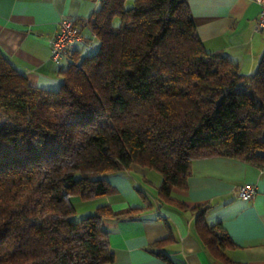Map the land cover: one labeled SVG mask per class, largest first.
Returning a JSON list of instances; mask_svg holds the SVG:
<instances>
[{"label": "trees", "instance_id": "obj_1", "mask_svg": "<svg viewBox=\"0 0 264 264\" xmlns=\"http://www.w3.org/2000/svg\"><path fill=\"white\" fill-rule=\"evenodd\" d=\"M187 1L101 0L86 22L97 48L71 55L56 91L31 86L0 52V264H112L102 222L138 210L101 206L75 221L70 198L108 195L106 178L131 165L159 173L170 203L195 158L264 162V54L243 75L207 53ZM193 210L219 258L232 241L205 226L207 207Z\"/></svg>", "mask_w": 264, "mask_h": 264}, {"label": "crops", "instance_id": "obj_2", "mask_svg": "<svg viewBox=\"0 0 264 264\" xmlns=\"http://www.w3.org/2000/svg\"><path fill=\"white\" fill-rule=\"evenodd\" d=\"M134 1L125 0L126 7ZM100 4L101 0H0V52L31 86L56 91L71 55L95 52L97 40L85 23ZM187 4L204 50L222 54L241 74H252L264 54V33L254 31L260 7L252 0H188ZM61 17L77 22L81 41L53 63L49 40ZM106 181L108 195L91 201L71 197L70 202L76 216L101 206L113 212L138 210L121 220L102 222L112 264H264V162L222 155L195 158L185 188H173L170 203L158 196L161 176L154 170L131 165ZM244 185L256 188L253 200L237 197L238 187ZM203 206L207 207L205 226L221 225L234 245L219 258L202 244L196 231L193 209ZM168 237L163 246L151 248Z\"/></svg>", "mask_w": 264, "mask_h": 264}, {"label": "built area", "instance_id": "obj_3", "mask_svg": "<svg viewBox=\"0 0 264 264\" xmlns=\"http://www.w3.org/2000/svg\"><path fill=\"white\" fill-rule=\"evenodd\" d=\"M252 1L260 7L254 23V31L256 33H264V0ZM92 36L95 38L93 34ZM79 41H81V35L77 22L73 19L61 17L57 23L55 35L49 40L50 60L53 63H59L62 56L71 50ZM256 194V188L250 185L240 186L236 191L239 199L248 201L253 200Z\"/></svg>", "mask_w": 264, "mask_h": 264}, {"label": "rangeland", "instance_id": "obj_4", "mask_svg": "<svg viewBox=\"0 0 264 264\" xmlns=\"http://www.w3.org/2000/svg\"><path fill=\"white\" fill-rule=\"evenodd\" d=\"M115 26H116V27L119 26V21L115 23ZM78 219H79V218H78V215L74 217V220H75V221L78 220Z\"/></svg>", "mask_w": 264, "mask_h": 264}]
</instances>
